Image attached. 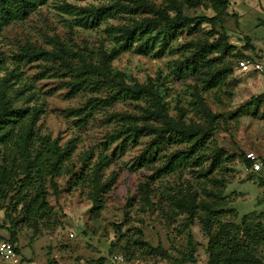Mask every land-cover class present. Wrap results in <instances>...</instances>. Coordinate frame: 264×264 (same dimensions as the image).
Listing matches in <instances>:
<instances>
[{"label": "trees", "instance_id": "trees-1", "mask_svg": "<svg viewBox=\"0 0 264 264\" xmlns=\"http://www.w3.org/2000/svg\"><path fill=\"white\" fill-rule=\"evenodd\" d=\"M47 1L0 0V32L8 24L24 20ZM228 2L160 0L155 4L148 0H91L82 6L64 2L57 9L71 16L69 26L95 29L104 25L103 40L107 43L101 41L99 45L77 47L63 43L55 36L48 37L49 48L28 41L19 42L18 51L9 66L5 65L6 60L0 53V209L4 220L0 223V229L7 231L6 241H16V226L19 224L32 226L34 230H37L38 224H56L47 197L49 194L54 198L59 196L63 189L59 188L56 179L62 175L69 176L65 190L69 191L77 185L86 188L90 209L97 213L103 207L105 196L115 180L112 174L103 178V169L114 160L116 154L122 153L128 146L138 145L142 138L147 139L135 158L137 166L149 170L146 175L149 180L139 183L143 205L151 204L149 182L181 167L190 168L196 177L204 176L211 173L221 160H229L231 155H225L218 147L206 153L209 147L207 142L218 123L217 115L211 112L200 94L221 86L224 78L231 73V65L220 60L237 52L234 45L228 43L223 30ZM196 6L211 9L213 15L189 16L183 12ZM112 17H120L121 20L109 24L107 19ZM202 24L209 25L205 34L209 37L215 35L214 39L208 41L206 37H198L171 47L170 43L183 30H188L190 34L197 33ZM124 51L155 57L164 52H179L183 58L171 60L170 73L176 78H195L197 85L192 86L194 92L189 105L203 115L204 124L186 121L182 111L176 115L169 114L163 90L153 79L146 82L127 81L124 73L111 65L112 60ZM212 53L215 56L211 57ZM259 55L260 58L254 60L264 62V49ZM22 61L49 62L44 63L43 69L49 65L53 70L63 72L67 78L64 83L68 96H85L79 106L65 110L68 116L76 118L80 127L85 126L97 110H103L106 122L111 124L98 145L100 148L96 150L94 160L93 153L85 151L79 157L77 171L69 165L74 139L61 143L58 137L43 133L37 127L36 121L42 109L36 104L38 97L34 95L33 84L21 71ZM119 101H128L132 108L107 110ZM261 102H264V91L250 97L236 113L262 118L264 110L257 115ZM110 146L113 147L108 154ZM162 150L164 152L160 153ZM241 158L245 166L250 165L244 155ZM207 160L208 167L202 169ZM259 162L260 166L264 165L263 159H259ZM217 182L221 186L227 183L224 178ZM258 186L262 187L264 201V179L261 176ZM193 194L185 200L183 193L177 190L167 197V205L178 213H184L187 223L194 216L198 218L207 238L204 264H264L256 252L257 246L264 242V209L254 221L249 214L241 215L236 221L235 212L232 215L234 220L223 221L221 217L233 212L232 209H215L214 200L196 201ZM207 196L216 194L209 193ZM141 234L139 228H134V232L126 238V245L122 247L125 257L132 256L136 249L167 257L159 244L152 246L142 239ZM13 249L15 253L18 252L16 247ZM191 250L181 257H168L169 261L165 264L194 263ZM104 260L100 256L96 264H103Z\"/></svg>", "mask_w": 264, "mask_h": 264}, {"label": "rangeland", "instance_id": "rangeland-1", "mask_svg": "<svg viewBox=\"0 0 264 264\" xmlns=\"http://www.w3.org/2000/svg\"><path fill=\"white\" fill-rule=\"evenodd\" d=\"M148 1L157 4L160 0ZM64 2L82 6L91 0H48L24 20L12 22L2 29L0 53L6 60V66H9L18 51L19 42L28 41L45 48L51 46L48 37L52 36L77 47L95 46L104 42V25L95 29L69 26L71 16L57 9ZM226 10L228 14L223 22V30L227 34L228 43L234 45V51L237 52L220 60L231 65V73L224 78L221 86L200 94L211 112L217 115L218 123L207 142L209 147L206 153L218 147L225 155H231L229 160H221L211 173L204 176L201 174L196 177L190 168L181 167L149 182L151 204L143 205L139 183L149 180L146 176L149 170L137 166L135 158L147 139L142 138L138 145L128 146L122 153L116 154L114 160L103 169V178L112 174L115 180L105 196L103 207L95 214L90 209L91 202L87 198L86 188L77 185L67 191L66 180L69 176L58 177L56 181L63 190L57 198L51 194L47 197L56 224H38L37 230L32 226L17 225L16 241L12 243L18 250L15 253L16 261L0 257V264H96L100 256L105 259L103 264H165L169 258L181 257L192 247L194 263L186 261L184 264H204L207 258V238L198 218L194 216L187 223L184 213H178L167 205V197L177 190L183 193L182 198L185 200L195 193L193 196L196 201L214 200L213 208L232 209L233 212L221 217L223 221L234 220V212L236 221L243 214H249L254 221L256 215L264 209L262 187L258 186L259 177L264 179V165L254 172L250 165L242 163L241 157L252 151L258 161L264 160V117L239 115L236 112L250 97L264 91V62L260 70L242 72L237 69L236 61L247 57L260 58L264 40V0H229ZM183 12L189 16L213 15L211 9L202 6L184 9ZM119 20L120 17H112L107 22L115 24ZM208 30V24H202L197 33L190 34L188 30H183L170 43L171 47L175 48L198 37H206L210 41L215 35L207 36L205 32ZM216 30L219 33L221 31L218 27ZM210 56H215V53ZM182 58L179 52H164L155 57L124 51L112 60L111 65L124 73L129 82L153 79L163 90L169 114L176 115L182 111L186 121L204 124L203 115H199L189 105L194 92L192 86L197 85L195 78H176L170 73L171 60ZM44 63L49 64L41 61L20 63L24 77L33 84L34 95L38 97L36 104L42 109L36 124L41 132L58 137L61 143L74 139L72 162L69 165L77 171L81 154L91 151L94 160L96 150L100 148L98 145L111 124L106 122L103 110H97L86 125L80 127L76 118L68 116L65 110L79 106L85 96H68L64 83L67 78L63 72L55 71L49 65L43 69ZM131 108L132 104L128 101H119L107 110L124 111ZM263 110L264 102H261L257 115ZM112 147L108 148V154ZM208 164L209 160L203 163L202 169H206ZM221 178L227 181L224 186L217 182ZM209 193L216 196H207ZM3 221V211L0 209V223ZM262 221L264 224V218ZM134 228H139L142 239L152 246L159 244L166 251L167 257L137 249L133 250L132 256L125 257L122 247H125L126 238L134 232ZM6 238L7 231L0 229V241ZM256 252L264 260V242L257 246Z\"/></svg>", "mask_w": 264, "mask_h": 264}, {"label": "built area", "instance_id": "built-area-1", "mask_svg": "<svg viewBox=\"0 0 264 264\" xmlns=\"http://www.w3.org/2000/svg\"><path fill=\"white\" fill-rule=\"evenodd\" d=\"M263 49H264V40H263ZM236 67L242 72L260 70L262 65L260 62L249 59L242 58L237 60ZM245 157L250 161V167L252 170H258L260 167V162L256 159L255 154L252 151L245 153ZM14 245L9 241L3 240L0 241V257L4 260L16 261Z\"/></svg>", "mask_w": 264, "mask_h": 264}]
</instances>
